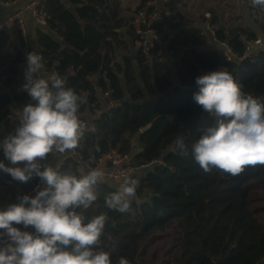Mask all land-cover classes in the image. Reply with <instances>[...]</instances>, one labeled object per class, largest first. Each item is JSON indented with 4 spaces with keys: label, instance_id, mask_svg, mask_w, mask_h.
<instances>
[{
    "label": "trees",
    "instance_id": "16d2710c",
    "mask_svg": "<svg viewBox=\"0 0 264 264\" xmlns=\"http://www.w3.org/2000/svg\"><path fill=\"white\" fill-rule=\"evenodd\" d=\"M150 1L143 0L135 13L153 11L154 6H146ZM179 4L166 3L164 21L156 24L169 38L171 64L167 58L160 61L155 49L149 56L137 49L134 58L129 51L118 59L119 49L129 50L125 35L135 45L139 38L121 17L123 0H71L72 7L61 0L42 2L49 15L48 27L58 37L38 33L45 69L55 71L66 87L85 99L79 112L82 121H87L86 112L95 116L103 108L99 86L90 73L105 77L114 90L107 100L119 103L91 122L94 131L80 144L84 160L92 155V167H98L99 158L114 150L132 155L137 166L150 165L132 177L139 181V199L133 201L131 212L106 208L104 197L116 187L100 182L98 199L89 215L106 216L101 248L111 253L113 264H118L120 257L129 264H260L264 261V201L252 200L250 187L264 192V165L247 166L235 176L215 168L205 173L194 160L192 145L216 121L193 99L199 91L196 77L226 69L245 93L264 101V53L236 63L226 61L219 51L199 49L208 40L201 34L202 27L189 22L185 25L183 10L178 17L167 13L186 7L190 1ZM203 10L212 16L217 39L232 44L238 55L244 52L241 36H258L244 28L227 33L214 6L205 4ZM0 41V119H5L2 142L18 127L9 123L8 116L19 121L23 107L32 101L23 90L25 52L11 43L7 31ZM145 127L148 129L142 132ZM177 137H183L187 155L176 150ZM134 138L140 148L136 154L132 150ZM0 162L9 167L2 149ZM80 164L68 159L61 171L78 172ZM13 226L25 230L23 225ZM28 229L35 232L31 226Z\"/></svg>",
    "mask_w": 264,
    "mask_h": 264
},
{
    "label": "clouds",
    "instance_id": "9594fccd",
    "mask_svg": "<svg viewBox=\"0 0 264 264\" xmlns=\"http://www.w3.org/2000/svg\"><path fill=\"white\" fill-rule=\"evenodd\" d=\"M251 3L264 10V0ZM26 61L23 90L32 102L23 107L14 134L0 142L5 159L13 165L0 162V171L21 183L38 177L46 187L34 190V197H17L18 203L0 210V264H113L111 253L101 248L106 216H90L88 211L105 176L92 167L94 156L82 158L80 167L87 169L82 172L61 171L56 164L45 163L53 153L71 154L80 147L85 124L79 112L86 101L57 73L42 76L41 54L31 51ZM195 83L199 91L193 94L194 101L216 117L192 145L200 168L235 176L247 166L264 165V101L245 93L226 69L198 76ZM175 148L188 154L183 137L176 138ZM20 163L24 166H16ZM138 187L137 179L125 178L105 195L106 208L131 212ZM13 224L31 226L35 232ZM118 264L129 261L120 257Z\"/></svg>",
    "mask_w": 264,
    "mask_h": 264
},
{
    "label": "built area",
    "instance_id": "2783aa9c",
    "mask_svg": "<svg viewBox=\"0 0 264 264\" xmlns=\"http://www.w3.org/2000/svg\"><path fill=\"white\" fill-rule=\"evenodd\" d=\"M18 1L19 0H12L7 3L8 5H12L14 7L9 13L0 19V37L1 34L7 31L11 26H17L21 32L25 34L27 16H30L38 26L45 27L48 25L49 15L42 6V2L44 0H32L23 6H17ZM61 1H63L65 4H71V0ZM171 1L182 2L184 0H164L165 4ZM244 2L246 3V6L252 16L264 23V10H261L259 7H253L251 0H244ZM4 4L6 3L0 0V13ZM146 6H151V1L147 2ZM164 13V9L159 8H154V10L150 12L143 9L136 14L130 24L131 29L135 30L139 36L136 41L137 49L141 50L143 53H146L147 56H149V53L152 49H155L160 61L166 59L169 47V38H166L164 33L156 27L157 23L164 21ZM202 22L203 27L207 32L203 29L204 31L201 34H210L212 36L213 40L216 41L219 46L218 51L224 55L226 61L241 63L245 59L255 58L264 53V35H258L252 39H249L247 36H241L240 39L244 44V52L242 55H238L232 44L227 41H219L217 39L215 35V30L217 27L213 25L212 16L209 12L203 11ZM53 73L56 72L53 70L46 71V73L42 74V76L44 78H48ZM113 91L114 90L109 86L108 83V85L105 86L103 90V96L106 99H109L111 98ZM118 106L119 103L117 101H108V107L106 111ZM8 120L10 124L19 126V121L13 115H9ZM83 122L85 124V137L87 133L94 131V126L88 121ZM82 158L83 155L81 152V146L73 153L68 154V159H74L80 163H82ZM104 163L107 165L105 168L101 166ZM98 168H100L105 173V176L101 182L113 185L117 189L125 178H132L143 169L150 168V165L137 166L134 163L132 155H122L113 150L99 158ZM44 187H46V185L41 184L40 179L37 177L33 185L24 190L23 195H30L34 197L36 195V191L34 190H42ZM138 199V192H136V196L133 201ZM260 264H264V261Z\"/></svg>",
    "mask_w": 264,
    "mask_h": 264
},
{
    "label": "crops",
    "instance_id": "0c3cea01",
    "mask_svg": "<svg viewBox=\"0 0 264 264\" xmlns=\"http://www.w3.org/2000/svg\"><path fill=\"white\" fill-rule=\"evenodd\" d=\"M32 0H19L17 6H23L27 2ZM186 1H190V4L186 7H183L176 12H167L169 16L178 17L180 12L183 10L185 12L184 18H186L185 25L188 22L192 26L200 25L202 29L203 27V6L205 4L212 5L217 10L220 24L225 27L227 33L233 31L238 28H244L249 32H254L257 35H264V24L262 21L255 19L252 14L249 12V9L246 6L244 0H184L182 2H178L180 4L185 3ZM3 8L1 9L0 19H2L7 13H9L14 6L8 5L7 1L5 2ZM142 3V0H126V3L123 2L124 12L121 14V17L124 19L125 25L131 29V21L136 16L135 10L138 8L139 4ZM179 4V5H180ZM68 7H72L71 4H66ZM151 6L159 9H166L164 0H152ZM129 25V26H128ZM42 31L54 39H58L56 33L51 30L48 25L45 27L38 26L34 20L30 17H26V33L23 34L21 30L17 26H11L7 32L11 35V43L22 49L27 57V54L31 51H36L39 54L42 52V47L39 43L38 33ZM206 31V30H205ZM207 32V31H206ZM208 37L207 42L199 47L201 50H215L218 51L219 46L216 41L213 40L210 34L205 35ZM125 40L127 41L129 51H132V55H134L135 51H137V44L135 45L134 41L131 40L128 36H125ZM190 49H195V46H190ZM123 51L125 49H119L118 59H121V56L124 55ZM127 53V52H126ZM166 58L173 64L174 60L170 54L166 55ZM27 63V61H26ZM44 64V60H43ZM46 73L45 66L42 70V74ZM176 78V73H173ZM90 78L98 84V95L102 102V110L98 112L95 116L91 115L89 112L85 113V117L89 123L93 121V119L100 116L101 112L106 111L108 107V101L103 96V90L105 86L108 85V81L105 79L103 75L90 73ZM177 79V78H176ZM3 119V118H2ZM5 120V119H4ZM0 119V131L5 126V121ZM132 150L133 153L136 154L139 152V144L138 139L134 138L132 141ZM68 159V154L60 155L58 153H53L50 155L49 159L45 161V163L56 164L57 167L61 169L63 163ZM9 163V162H7ZM11 163L9 167H12ZM16 166L23 167V163H20ZM103 168L107 167L104 163L101 165ZM87 171L86 168H78V172ZM27 183H21L19 181H15L12 178H8L3 176L0 173V210H6L7 206L13 203H18L17 197H22L24 194V188ZM30 231L29 229H25Z\"/></svg>",
    "mask_w": 264,
    "mask_h": 264
},
{
    "label": "rangeland",
    "instance_id": "374dc122",
    "mask_svg": "<svg viewBox=\"0 0 264 264\" xmlns=\"http://www.w3.org/2000/svg\"><path fill=\"white\" fill-rule=\"evenodd\" d=\"M126 52L129 53L127 50L123 51L124 54H126ZM250 189H251V199L255 200V201H258L259 203H262V201H264V192H263V190L261 188H257V187H254V186L250 187ZM262 211H263V214H264V208H263Z\"/></svg>",
    "mask_w": 264,
    "mask_h": 264
},
{
    "label": "water",
    "instance_id": "95a60500",
    "mask_svg": "<svg viewBox=\"0 0 264 264\" xmlns=\"http://www.w3.org/2000/svg\"><path fill=\"white\" fill-rule=\"evenodd\" d=\"M123 2L126 3V0H123ZM132 58H134V55H132ZM262 99H264V97ZM147 129H148V127L143 128L142 129V132L146 131ZM85 221H88V218L87 217H86V220Z\"/></svg>",
    "mask_w": 264,
    "mask_h": 264
}]
</instances>
